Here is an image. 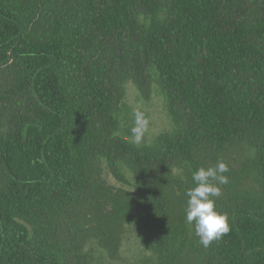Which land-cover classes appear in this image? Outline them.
Instances as JSON below:
<instances>
[{
  "label": "trees",
  "instance_id": "1",
  "mask_svg": "<svg viewBox=\"0 0 264 264\" xmlns=\"http://www.w3.org/2000/svg\"><path fill=\"white\" fill-rule=\"evenodd\" d=\"M128 82L165 97L151 144L118 134ZM218 161L205 248L185 193ZM133 221L155 264H264V0H0V264H106Z\"/></svg>",
  "mask_w": 264,
  "mask_h": 264
},
{
  "label": "rangeland",
  "instance_id": "2",
  "mask_svg": "<svg viewBox=\"0 0 264 264\" xmlns=\"http://www.w3.org/2000/svg\"><path fill=\"white\" fill-rule=\"evenodd\" d=\"M135 110L143 112L149 121L148 130L139 145L151 144L161 134L172 130V122L166 111L165 97L156 84L152 85L148 100L141 98L133 83L128 82L125 85L124 98L117 110L118 134L130 142H132L131 128L134 126L133 114ZM124 174L131 180L126 171ZM104 177L109 185L126 187L116 182L107 169L104 171ZM144 237L143 230L138 227L136 221H133L126 225L117 259H109L105 251H100L97 247H95L96 256L102 257L106 264H155L153 255L145 246Z\"/></svg>",
  "mask_w": 264,
  "mask_h": 264
},
{
  "label": "clouds",
  "instance_id": "3",
  "mask_svg": "<svg viewBox=\"0 0 264 264\" xmlns=\"http://www.w3.org/2000/svg\"><path fill=\"white\" fill-rule=\"evenodd\" d=\"M133 115L134 126L131 128V137L132 142L139 145L148 130L149 121L139 110H135ZM227 172L229 168L223 161H218L215 167H200L192 174L195 187L185 193L188 197L186 221L189 224L194 223L195 235L199 237L200 244L205 248L230 231L227 214L215 210L213 199L222 194L218 185L229 183V178L224 175Z\"/></svg>",
  "mask_w": 264,
  "mask_h": 264
}]
</instances>
